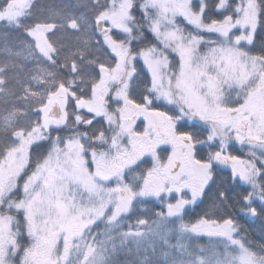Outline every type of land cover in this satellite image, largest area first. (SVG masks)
I'll return each mask as SVG.
<instances>
[{
	"label": "snow or ice",
	"instance_id": "1",
	"mask_svg": "<svg viewBox=\"0 0 264 264\" xmlns=\"http://www.w3.org/2000/svg\"><path fill=\"white\" fill-rule=\"evenodd\" d=\"M0 264H264V0H0Z\"/></svg>",
	"mask_w": 264,
	"mask_h": 264
},
{
	"label": "trees",
	"instance_id": "2",
	"mask_svg": "<svg viewBox=\"0 0 264 264\" xmlns=\"http://www.w3.org/2000/svg\"><path fill=\"white\" fill-rule=\"evenodd\" d=\"M42 2L43 0H38V3H42ZM209 3L211 4L212 0H209ZM231 150L234 152V154H237L240 156L244 155V151L241 150L238 145ZM222 175H225V174H222ZM205 208H207V203L201 206V209H205ZM201 209H196V211L200 212ZM237 219L239 223L241 224V226L249 233L248 239L252 241L254 244L259 243L260 242V222L259 221L253 222L251 218H247V222H245V219H241L239 216L237 217ZM173 242H175L174 239H173ZM193 243L194 245L195 244L207 245L208 239L207 237H201L198 241H194Z\"/></svg>",
	"mask_w": 264,
	"mask_h": 264
}]
</instances>
